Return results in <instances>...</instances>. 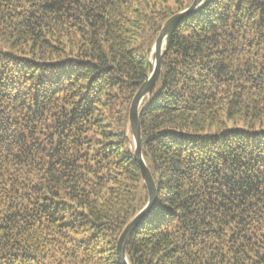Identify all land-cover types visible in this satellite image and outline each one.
<instances>
[{
    "label": "trees",
    "instance_id": "obj_1",
    "mask_svg": "<svg viewBox=\"0 0 264 264\" xmlns=\"http://www.w3.org/2000/svg\"><path fill=\"white\" fill-rule=\"evenodd\" d=\"M191 2L0 0V264H120L129 106ZM139 119L128 264H264V0L185 16Z\"/></svg>",
    "mask_w": 264,
    "mask_h": 264
},
{
    "label": "water",
    "instance_id": "obj_2",
    "mask_svg": "<svg viewBox=\"0 0 264 264\" xmlns=\"http://www.w3.org/2000/svg\"><path fill=\"white\" fill-rule=\"evenodd\" d=\"M204 0H192L191 4L170 18H168L162 25L157 38L152 46L151 54L153 55V61L150 62V69L147 78L139 86L135 92L130 106H129V127L131 131L132 145H133V157L139 165L140 174L142 180L146 186L148 192V200L144 207L139 210L133 218L123 228L116 245V253L120 264H128L125 254L126 242L140 222L145 213L151 208L156 197V188L151 173L145 164L142 155V141H141V130H140V119H139V107L144 98L148 97L161 70L163 56L170 44L171 35L175 30L178 23L189 13L197 10L203 3Z\"/></svg>",
    "mask_w": 264,
    "mask_h": 264
},
{
    "label": "rangeland",
    "instance_id": "obj_3",
    "mask_svg": "<svg viewBox=\"0 0 264 264\" xmlns=\"http://www.w3.org/2000/svg\"><path fill=\"white\" fill-rule=\"evenodd\" d=\"M186 9V8H185ZM153 61V58H151V62Z\"/></svg>",
    "mask_w": 264,
    "mask_h": 264
}]
</instances>
